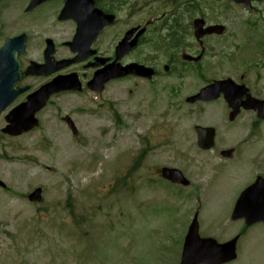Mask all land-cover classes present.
<instances>
[{"label": "rangeland", "instance_id": "obj_1", "mask_svg": "<svg viewBox=\"0 0 264 264\" xmlns=\"http://www.w3.org/2000/svg\"><path fill=\"white\" fill-rule=\"evenodd\" d=\"M8 10L17 14L18 7L11 6ZM211 16L227 26L228 34L207 40L214 52L203 60L213 67L212 70H204L206 77L235 76L236 62L223 60L224 55L233 54L238 60V76L248 71L252 91L257 95L264 94V70L242 63L247 58L241 57L252 53L249 49L243 52L238 49L237 55L236 40L232 35L238 31L239 43L242 39L240 29L245 27L243 21L248 14L239 8H220ZM7 25V32L12 31L11 24ZM163 50L171 51L172 46L167 44ZM148 52L153 54L146 47ZM198 81L192 72L182 78L174 74L162 76L152 85L156 88V100L144 96L143 92L149 91L146 85H141L136 95L130 97L126 92L127 83H112L97 98L95 107L88 105L87 113L75 120L78 137H72L65 125L52 119L47 136L36 137L43 135L42 131H36L14 140L4 139L3 152L8 156L0 158V179L8 188L0 189V264H174L171 257H175V241L181 239L182 222H177V230L165 228L172 226L178 214L171 204L163 202L165 199L170 203L174 201L163 189L170 191L177 186L161 181L164 184L152 190L147 185L150 177L158 176L155 169L163 165L180 168L190 179L194 177L193 172L197 173L193 169H215L217 155L213 151L199 153L195 148L192 130L195 123L219 127L218 143L222 146L235 145L242 135L238 125L224 127L217 114L218 102L208 108H178L166 97V93L178 85V91L171 96L176 100L182 99L183 95L192 92ZM163 87L165 89L161 90ZM109 104L118 114L119 123L108 110ZM193 112L200 113V117L194 116ZM251 117L245 112L239 123H248ZM260 127L257 134L263 139L258 145L261 150L264 146V122ZM143 137L148 140L147 144L142 141ZM83 139L85 141L80 144ZM104 139L107 143H100L98 147H111L109 152L115 157L112 161L107 160L105 152L100 156L95 154L97 143ZM69 141L74 148L79 147L68 152ZM8 144L20 146L19 151L8 153L5 148ZM142 148L141 165L127 175L111 194L109 189L129 172L132 158ZM255 148L251 150L246 146L244 155L252 156L257 151ZM120 150L125 153L119 155ZM128 153L130 157H126ZM217 168L237 171V176L209 181L225 182L228 188L204 196L199 216L202 233L209 232L220 204L232 202L239 187L238 169L242 168L236 159L225 165L219 164ZM201 172L197 180L208 181L210 174ZM37 185L44 187L43 199L38 204H31L25 193ZM144 198L150 202L146 214L141 209ZM158 207L166 211L160 218L146 216ZM244 244H249V239Z\"/></svg>", "mask_w": 264, "mask_h": 264}, {"label": "flooded vegetation", "instance_id": "obj_2", "mask_svg": "<svg viewBox=\"0 0 264 264\" xmlns=\"http://www.w3.org/2000/svg\"><path fill=\"white\" fill-rule=\"evenodd\" d=\"M221 1L42 0L35 4L33 0H0V35L7 33V24H11V28H13L10 34H4L6 36L0 38V49L7 37L25 34L23 52L16 56L18 63L16 70L19 78L12 86L15 94L11 100H9V93L0 95V101L6 103L0 110V149H2L1 144L4 139L14 140L24 137L36 129L43 132V135L39 136H47L49 123L52 119L67 125L69 119L74 122L78 117L85 115L87 113L85 110L90 103H82L81 99L83 95L90 93L86 88L87 82L96 70L113 62L115 46L128 30L135 29L134 35L138 30L146 29L137 39L136 45L121 58V64L126 65L132 62L146 64L154 68L156 75L159 73L160 67L164 68L165 65L168 69L174 67L175 70L179 66H188V62L181 61V52L177 53V46L180 44L182 50H187L186 52L193 53L195 51L194 44L189 41L193 35L194 20L202 18L206 25L216 23L211 16L213 12L210 10L209 4L216 7L221 4ZM227 1L237 8L243 9L244 7L242 4ZM32 3L33 8L27 11L26 9ZM11 6L18 7L17 14L11 13L12 9L8 10ZM65 7L66 11L62 13ZM262 8L264 9V0H259L252 1L248 10L262 13L264 12ZM6 11L7 13L4 15ZM11 17L12 19L8 22ZM111 19L112 22H109ZM261 20V22L248 24L246 29L248 37L245 40L249 41L256 49L257 46L262 48L264 45V19ZM99 28H101L100 33L97 30ZM235 37L238 51V32ZM159 39H166L167 44L172 46L171 51L159 56L160 61L163 60L164 64L163 61L158 64L154 60L147 59L145 54L146 46ZM206 39L204 38L205 43ZM72 42H74L75 50H72ZM59 64L64 66L51 74V67ZM56 76H69L75 79L81 90L60 91L46 96L44 91L42 92V86L50 83ZM131 78L140 79L130 75L110 80L106 84ZM8 100L9 102H6ZM28 100L31 101L32 108L35 109L34 118L37 121V127L17 136L2 133L3 127L7 124L8 113ZM253 113L256 114L254 111ZM248 121L250 127L257 124L254 129H258L257 126L260 122L258 119L250 118ZM249 130L251 131V128ZM256 137L257 134H253L246 142L252 144ZM5 148L9 152L16 153L20 146L8 144ZM237 149L238 166L242 169H238L239 187L234 202L247 188H251L253 185L257 188V185H262L263 182L257 180L264 178V150L247 158L244 156L241 144L237 146ZM201 189L204 188H197V190ZM212 189L220 191L224 187L215 186ZM257 194H262V192ZM233 205L231 208L229 206L226 208L227 205H224L221 216L232 220ZM250 205L254 206L255 213L263 212L264 208L261 205H264V196L253 198ZM238 214L242 217L233 220V222H237L236 256L234 260L222 264H264V248L259 245L244 244L247 237L253 239L254 242L263 239L264 214H250V212L246 214L240 210ZM246 217L260 220L248 225L245 223Z\"/></svg>", "mask_w": 264, "mask_h": 264}, {"label": "water", "instance_id": "obj_3", "mask_svg": "<svg viewBox=\"0 0 264 264\" xmlns=\"http://www.w3.org/2000/svg\"><path fill=\"white\" fill-rule=\"evenodd\" d=\"M239 1H243V0H237ZM219 33L221 32V28L218 31ZM200 34H196V36H200ZM124 43V42H123ZM121 43V44H123ZM122 49L125 48L121 47ZM3 52V60L5 61V63H7V55L9 54V52L5 49V47L0 51V54ZM123 52V51H122ZM4 68V66L0 65V70ZM5 70L3 72L0 71V87L1 86H8L11 85L12 82L10 83V80L12 78L13 72H8L7 69V65L4 68ZM140 70H142L143 68H139ZM139 73V71H138ZM100 79V80H99ZM98 80L100 83L104 82L107 77H100ZM52 86H56L55 82H52L50 87ZM49 86H47L48 88ZM218 92H223L224 96L226 98V101L228 102L229 106L235 109V98L237 96V94H241L244 92V88L243 86H237L234 82L230 81V80H226L223 82H217L214 85H211L208 87V89L204 90V93H209L210 96H208V98H212L214 96H216V94ZM1 93V91H0ZM215 94V95H214ZM264 103L261 101H258L256 99H252L250 97H247V101L246 104L244 103V107L245 108H257L258 110H261V105ZM18 110H26L25 108H18ZM259 115V114H258ZM12 116L14 117L13 120H11V125L8 126V130L12 133H20L23 130H28L30 127L24 126L23 121L24 118H22V116H19L18 113L16 112H12ZM264 117V115H259ZM197 133H198V144L199 146H201L202 148H208L211 145V138H212V130L209 128H197ZM228 154H231V152H228ZM162 175L167 178L170 179L174 182H179V183H183L186 184L187 181L182 177L181 173L178 172L175 169H171V168H162ZM39 195V190L37 189L31 196V199L34 198H38ZM208 243L207 241L204 240H200L199 237L197 236V227H196V223L195 221H193V224L191 225L189 232L187 234L186 240H185V244H184V251H183V259H182V263L181 264H195L193 263V259L192 257L195 258H202L205 255V250L207 247ZM219 246V245H217ZM219 253V252H218ZM217 253V254H218Z\"/></svg>", "mask_w": 264, "mask_h": 264}, {"label": "trees", "instance_id": "obj_4", "mask_svg": "<svg viewBox=\"0 0 264 264\" xmlns=\"http://www.w3.org/2000/svg\"><path fill=\"white\" fill-rule=\"evenodd\" d=\"M167 44V40L166 39H163L162 42H161V47H165Z\"/></svg>", "mask_w": 264, "mask_h": 264}]
</instances>
